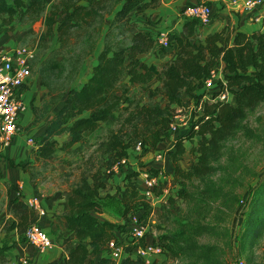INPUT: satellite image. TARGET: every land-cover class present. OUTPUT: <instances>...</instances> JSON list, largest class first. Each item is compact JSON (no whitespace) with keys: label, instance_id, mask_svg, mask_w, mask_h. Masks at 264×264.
Returning <instances> with one entry per match:
<instances>
[{"label":"trees","instance_id":"trees-1","mask_svg":"<svg viewBox=\"0 0 264 264\" xmlns=\"http://www.w3.org/2000/svg\"><path fill=\"white\" fill-rule=\"evenodd\" d=\"M161 1L56 0L51 5L45 24L49 32L55 23L58 24L59 46L55 51L52 48L41 63V84L49 89V99L42 104L44 112L57 97L64 94V90L54 94L44 79L48 68L60 64V60L56 59L51 62L53 53H63L74 34L76 39L81 36L86 39L84 56L91 57L99 30L94 32L90 28L99 22L104 12L110 11L116 4L120 7L109 23L103 49L90 75L80 87L67 91L63 104L53 114L43 133L35 138V156L49 159L57 150L70 152L75 144L82 146L84 134L93 133L101 123L109 122L119 105L129 101V91L133 87L147 90L150 99L152 95L160 96L165 101L164 106L149 101L137 103L129 111L124 120L126 129L133 134L129 141L123 143L118 135H114L107 144H100L106 146L104 153L112 158L105 170L127 157L128 148L136 140L141 141L143 152L150 149L156 151L159 143L173 141L168 154L173 164V177L180 185L177 198L191 207L193 215L181 224L178 231L160 235L151 242L162 245L164 253L183 258L185 264H198L199 261L204 264L213 259L216 245L199 243L197 237L214 232L213 226L206 221L213 209H219L214 203L219 201L222 206L231 200L234 206L238 203L237 197L231 196L223 183L214 178L220 170L226 173L220 163L224 143L238 130L247 112L264 101V18L260 30L246 33L225 26L203 41L195 39L196 20L187 18L183 36L172 35L178 48L174 58L158 69L141 58V55L155 50L156 38L151 31L142 29L133 21V17L158 7ZM45 3L47 0H0V23L11 29L18 14L38 13L37 7L40 11ZM220 63L225 83L220 81L219 92H228L232 99L209 102L204 100L207 93L203 88L204 81L211 70L218 69ZM154 81L158 84L152 87ZM184 93L194 101L189 128L171 140L169 124L173 112L176 107L187 106L183 101ZM212 95L215 97L217 92ZM63 135L67 138L59 141ZM196 136L197 145L192 148L196 161L184 169L178 165L186 151L184 142L193 141ZM142 170L123 172L122 184L116 186L112 194L106 193L102 197L100 190L106 188L105 179L97 174L90 176L86 170L79 173L69 186L70 195L64 213L68 230L62 241L65 256L49 264H111L105 254L108 252L107 243L114 240L118 244L117 234L120 232L127 235V221L131 214L145 220L151 212L149 201L136 187ZM146 170L156 175L160 168L146 167ZM105 175L109 179L110 175ZM230 178L228 174L224 176V181L228 182ZM251 195L250 204L248 198L241 199L240 207L237 206L239 209L236 208L240 234L237 232L231 240V248L238 253L245 243L253 245L264 229V214H258V208L264 211V182L251 188ZM112 200L119 204L120 210L114 211L123 222L97 216L108 212ZM11 213L16 222H11L7 228H15L19 235L37 222V214L19 197L12 201ZM213 218L218 220L217 216ZM148 242L146 236L139 243ZM99 253L104 254L95 259L94 256ZM119 264L145 263L140 258L125 257Z\"/></svg>","mask_w":264,"mask_h":264},{"label":"rangeland","instance_id":"rangeland-1","mask_svg":"<svg viewBox=\"0 0 264 264\" xmlns=\"http://www.w3.org/2000/svg\"><path fill=\"white\" fill-rule=\"evenodd\" d=\"M54 2H56V0H52L49 4L45 3L44 8L40 11L37 7L38 13H29L28 15L18 14L16 16L17 19H19L18 17L20 15L22 16L20 21L14 25V28L19 24L20 28L28 30V32L25 33V37L23 38L24 43L22 44L33 45L31 47L36 48L35 58L31 61L32 64L30 63L31 73L39 72L40 76H42L40 69L43 67L41 66V61L47 58L48 49L51 50V48H53L55 51L57 46H59L58 39L55 40L54 46H51V40H54V37L52 34H49L51 31L49 32L48 27L47 31L45 30V33H43V35L47 37V40H40L36 35L41 31L42 25L40 21L43 20L45 24L46 18L51 12V5ZM194 3H206L211 6L213 18L221 12V7H217L212 4L211 1L207 0H199L185 5ZM182 8L177 12L180 16ZM229 12L232 13L231 10H229ZM105 13L106 12L102 14V17ZM101 21L102 18L99 19V22L94 24L90 30L92 31L93 28L94 32L100 31ZM27 24L29 25L28 27H26ZM172 25L173 24L170 23L164 25L163 28L168 30L171 36L172 41L170 46L163 48L156 43V51L161 53L172 50L173 43L175 42L172 35L178 33V30L173 28ZM29 27L31 28L30 30ZM72 30L74 31V29ZM32 32L35 34L34 37L31 35ZM26 36L28 38H26ZM98 37L99 33L96 39ZM67 46L68 48L64 50L63 53L57 55L53 53L52 58H50L51 62H53L54 59L60 60V64L57 67L48 68L44 72V79L47 81V84L54 94H58L62 90L66 93L70 89L81 86L85 78H88V75H90L93 66L91 57L84 56L87 43L83 36L76 39L73 34ZM155 53L152 54V51H150L144 54V57L151 58L154 55L153 58L162 60V56L160 55V57H158ZM157 84L158 81H154L151 86L155 87ZM205 91L207 92L206 94L216 92L212 89ZM147 94V90L144 91L141 88L138 89V87L130 89L128 96L129 101L125 104H120L119 108L115 111L116 114L107 122L106 127L101 133L103 138L101 141L97 140V136L91 137L85 140L82 146L73 148L70 152L57 150L49 159L37 158L35 156L36 147L31 146L33 150V159L25 163L23 167L30 173L34 181H41L62 193L66 192V189L69 188L83 170H86L87 174L90 176L97 174L107 179L104 170L106 164L110 162L112 158L104 153L106 146H100V144L102 142L107 144L108 140L112 139L114 135H118L119 138L123 140V143L129 141V138L133 134L126 129L124 120L129 111L133 110L137 103L142 104L151 101V103H158L164 106L165 101L161 100L160 96L152 95L150 99ZM231 98L232 96L230 95L228 99L224 101H231ZM183 101L187 104L183 109L190 111L187 107L193 108V98H190L188 94L184 93ZM172 137L174 139L176 135H171V138ZM197 141L198 137L196 136L193 141L184 142L186 151L178 162L180 167L186 169L196 161V154L192 151V148L197 145ZM93 145L95 146L93 147ZM161 145L162 146L159 147L160 149L164 150L167 148V143L163 142ZM154 153L155 151L151 149L143 153L135 152L131 145L127 150L128 161L125 166L119 168L118 172L123 174L126 170H142L141 168L144 169L151 166V160L149 159V161L148 157L154 158ZM220 163L226 169V173L224 174L220 170L216 173L214 178L223 183L224 189L229 192L231 196L237 197L238 203L237 205L235 203V206L232 200L224 206H222L219 201L214 203L219 209H213L212 214L206 218V221L213 226L214 232L212 234H204L197 237L199 243L216 245V251L212 256L213 259L204 264H235V259L238 256L245 264H264V229L253 245L248 246V243H245L242 251L240 246V253L231 248V240L235 238L237 232L240 234L236 208L239 209L237 206L239 205L240 207L241 199L245 200L248 198L250 204L252 195L249 196V190L264 182V101L259 103L252 111L247 112L238 130L226 140L222 149ZM166 170L164 166L159 170L161 173L159 176V184L162 191L160 189L154 191V199L150 204L151 212L145 219L148 223L147 239L149 242L160 235L178 231L181 224H184L193 215L191 207L182 199L177 198L180 185L175 182L176 180L175 177H173V173H169ZM115 173L116 172H113L111 175L109 174V179L112 180ZM228 174L231 178L228 182H225L224 176ZM142 178L143 177H140V179ZM117 181V185L112 183V186L116 187L121 184L120 179ZM112 193L113 192H111V194ZM118 206L119 204H117L115 200H112L109 204L108 212L97 214V216L100 215L102 218L120 222V215L114 211ZM258 211V214H264L263 209L261 211V208H258ZM213 216H217L218 220L214 219ZM127 242L128 240L125 236L122 241H118V244L126 246ZM106 256L110 258L111 264L120 263L112 259L108 254ZM185 262L186 260H183V258L175 257L170 253H164L150 259V264H185ZM198 264L203 263L199 261Z\"/></svg>","mask_w":264,"mask_h":264},{"label":"crops","instance_id":"crops-1","mask_svg":"<svg viewBox=\"0 0 264 264\" xmlns=\"http://www.w3.org/2000/svg\"><path fill=\"white\" fill-rule=\"evenodd\" d=\"M52 0H47V3H51ZM199 0H162L160 5L154 9H147L141 15L133 17V21L139 24L142 29L151 31L152 35L156 37L158 30L163 29L164 25L173 24V28L178 30L176 35L183 36L184 34V22L187 18H183L177 14V12L187 3H193ZM211 1L217 7H221V12L212 18V21L208 25L194 26L195 39L197 41H203L209 35L221 31L225 26L231 29L251 33L261 29V23L253 22L250 20L245 11L240 8L239 10L233 9L235 4H241L242 0H207ZM120 4H116L110 11H107L100 23L99 37L95 43V48L91 55L92 65L97 61V57L103 49L104 37L109 28V23L112 20L115 11L118 10ZM229 10L232 11L229 12ZM22 14V13H21ZM22 15L12 22V28L9 29L2 23H0V52L6 51L11 48L22 46L24 44L25 33L28 30L19 27V24L14 28V25L20 21ZM41 31L37 35L40 40H47V37L43 35L45 30L47 31V25L41 20ZM29 25L27 24L26 27ZM57 25L52 26V30L49 34H52L54 40H51V46H54L55 40H57ZM31 28L29 27V30ZM34 37V32H32ZM26 38H28L26 36ZM172 41V40H171ZM32 44V43H31ZM33 46V45H28ZM35 46V45H34ZM52 49V48H51ZM36 50V48H35ZM177 44L173 43V48L169 52H158L152 50V54L155 53L162 60L151 58H145L141 55V58L147 64L155 65L158 69L164 66L167 61L174 58L177 52ZM50 49H48L49 53ZM47 53V55H48ZM41 61V60H40ZM43 61H41L42 63ZM32 64V63H31ZM27 78L25 84L22 86L21 97L26 105V110L20 115L18 133L14 137L11 145L2 150L0 153V264H9L13 259L17 257H25L29 260V264H49L54 260L63 258L65 256L62 241L67 236V223L64 219V213L67 208V198L70 195V189L67 188L66 192H60L53 189L41 181H34L30 173L24 166L25 163L33 159L31 145L27 142L28 137L38 138L46 128L49 120L53 114L60 108L67 95V92L55 99V103L50 105L47 111H43L42 104L45 100L49 99V89L41 84V76L39 72L31 73ZM222 64H219L221 69ZM89 76V75H88ZM87 78H85L86 81ZM84 81V82H85ZM126 81V80H125ZM82 82V83H84ZM80 87V86H79ZM139 89V87H138ZM116 113H113V116ZM113 118V117H112ZM111 118V119H112ZM106 123H101L98 129L93 133L86 132L84 134L85 140L91 137L97 136V140L101 141L102 130L106 127ZM100 135V136H99ZM101 137V138H99ZM67 135L61 136L58 140L66 139ZM173 139V138H172ZM171 139V140H172ZM163 143V142H161ZM161 143L158 144L157 150L163 153L161 159L148 157L150 161L149 167L162 168L163 166L169 173L173 172V164L169 158L168 152L172 149L173 141L167 143L166 149H160ZM95 145H93L94 147ZM79 147V144H75L73 148ZM140 153H143L140 152ZM13 163V164H11ZM116 172L113 179H105L106 188L100 190V196H104L106 193L115 191L113 184L117 185V180L120 179L122 184L123 174ZM143 175L140 173L137 177L136 187L139 193H142L144 185L143 180L140 179ZM113 183V184H112ZM119 184V185H121ZM31 196H38L40 198L41 206L45 212L43 215L37 214V224L47 233L52 241L50 248L40 252L26 242L23 235H19L15 228L8 229L7 227L12 222H16L15 217L11 213L12 201L19 197L23 201ZM117 209H120L118 206ZM101 219L102 216H98ZM120 222H123L122 220ZM118 240L122 241L125 238V234L120 232L117 234ZM102 254L99 253L94 256L98 259ZM154 257V256H153ZM59 264H64L59 262ZM118 264V263H117Z\"/></svg>","mask_w":264,"mask_h":264},{"label":"built area","instance_id":"built-area-1","mask_svg":"<svg viewBox=\"0 0 264 264\" xmlns=\"http://www.w3.org/2000/svg\"><path fill=\"white\" fill-rule=\"evenodd\" d=\"M242 8L248 17L253 22L262 23L264 18V0H242L241 4H235L233 9L239 10ZM181 17L191 18L196 20L199 25H208L213 18L211 6L206 3H194L185 5L181 10ZM156 42L159 46L167 48L171 44V36L166 29L158 30L156 34ZM36 50L34 47L22 45L15 48L0 52V153L8 148L14 137L18 133V125L20 115L26 110V105L21 97L22 86L25 84L30 75V63L34 60ZM220 81L224 84L221 70H211L210 76L204 81L205 90H214L217 95L206 94L204 100L209 102L228 99L229 93L220 90ZM232 99V98H231ZM190 111L176 107L173 112L169 130L171 135H178L179 132L186 131L189 128L191 120L192 107H187ZM199 109V108H198ZM173 138V137H172ZM27 142L31 146L36 147V142L33 137H28ZM133 149L135 152H142V143L136 140ZM163 153L156 151L155 157L161 159ZM128 157L121 158L111 167L105 170L106 174L118 172L121 166H125ZM143 174V191L141 194L149 201L154 199V191L160 188L159 176L149 173L146 168L142 170ZM25 204L37 214L43 215L45 210L41 206L38 196H31L24 200ZM148 232V223L145 220H140L136 214H131L127 221V244L121 246L110 240L107 243L108 254L112 259L120 262L125 257L140 258L145 264H150V259L153 256H160L164 253L162 245L158 242H148L140 244V240L146 238ZM24 238L27 243L33 246L38 251L42 252L51 247L52 241L47 233L37 224L30 225L24 233ZM235 264H244L243 260L236 257ZM9 264H29V260L25 257H17Z\"/></svg>","mask_w":264,"mask_h":264}]
</instances>
